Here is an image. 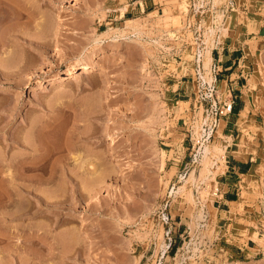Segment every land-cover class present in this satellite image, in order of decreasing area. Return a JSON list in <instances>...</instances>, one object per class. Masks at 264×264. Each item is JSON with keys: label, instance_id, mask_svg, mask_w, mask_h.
I'll list each match as a JSON object with an SVG mask.
<instances>
[{"label": "rangeland", "instance_id": "1", "mask_svg": "<svg viewBox=\"0 0 264 264\" xmlns=\"http://www.w3.org/2000/svg\"><path fill=\"white\" fill-rule=\"evenodd\" d=\"M181 1L39 0L60 41L26 17L23 42L4 47L13 53L0 54V264H264L260 1L190 0L177 22ZM240 23L237 56L252 76L242 77L250 108L234 139L232 113L215 130L209 121L205 55L211 24L219 49ZM57 46L91 55L56 73ZM87 63L106 74L82 75ZM212 74L220 99L235 102ZM233 150L255 167L219 214Z\"/></svg>", "mask_w": 264, "mask_h": 264}, {"label": "bare ground", "instance_id": "2", "mask_svg": "<svg viewBox=\"0 0 264 264\" xmlns=\"http://www.w3.org/2000/svg\"><path fill=\"white\" fill-rule=\"evenodd\" d=\"M38 1L39 0H0V54H2V56L5 59H7L13 53L11 50L4 48L5 46L16 45L17 42L14 44V41H18L20 43L23 42V39L25 36L23 33V29H24V25L27 24V21L25 22V20H24L26 17L28 18L29 23L32 22V26L37 32L45 34V37L52 35V33L54 32L53 37H55V39L60 41L61 33L58 30L59 27L57 28V30H55L56 27H54L52 25L48 16L36 8V4ZM217 1H219V0H214L215 5H216ZM190 5H191L190 0H182L181 1L180 7H179L180 10H177L176 11L177 13L175 12L176 13L175 14L176 18H174L175 21L179 22L177 15L180 14L181 10H183V12L187 11V9L190 7ZM149 14L153 15L154 17H158L159 19H156L157 21L162 20L159 16H157L158 14H157L156 10L151 11ZM32 20H34V23ZM132 22H133L132 20H129L127 23L132 24ZM216 34H217L216 27L211 24L209 35L207 38L208 48H207L206 55H205L206 56L205 62H206V67H207V71H205V72H206V74L207 73L209 74L211 82L214 81V79H215L214 75L212 74V71H213V63H214L213 51H214L215 46H216ZM14 39H16V40H14ZM2 46H3V49L1 48ZM55 50H56V52L54 54V57H55L56 62L54 64V66L52 67V69L56 73L62 72L64 69V66H68L71 61L75 60V61H79V62H84L87 59H89L90 55H91V49H84V50L78 51L74 48H67L65 50H62L61 47L57 46ZM3 57H0V58H3ZM2 61H4V60L2 59ZM80 70H81L82 75L94 76V79L95 78L98 79V77L106 74V70L104 69V67L97 66L93 63H87L86 65L82 66ZM197 125H199V123ZM209 150H210V148L207 147L205 149V152L208 153ZM217 150L220 152H224V149L222 147L217 146ZM75 157H76L75 159L78 160L80 158V153H79V155H76ZM25 165H26L25 166L26 170L32 168V162H30V163L26 162ZM205 178H206V176H205ZM38 206H39V208H42L41 204H38ZM0 207H1V205H0ZM201 209L198 210L197 215L195 217V219H197V223H198L197 225H200L202 223L201 222L202 219L204 218V215H203V212ZM48 210L52 211V208H48ZM15 216H16V214H15ZM73 234H74V232H73ZM4 235H6V234L4 232H2V230H0V238ZM69 237H70V235H69ZM71 237H72V239L74 238L72 235H71ZM75 242L77 243L78 241L76 240ZM75 242L74 243L71 242V243L73 245H75L76 244ZM189 250H190V248H189ZM196 250H197V248H196ZM190 257H192V256H190ZM44 261H46V260H44ZM47 263L48 262H46V264ZM190 263L191 262H189V264Z\"/></svg>", "mask_w": 264, "mask_h": 264}, {"label": "crops", "instance_id": "3", "mask_svg": "<svg viewBox=\"0 0 264 264\" xmlns=\"http://www.w3.org/2000/svg\"><path fill=\"white\" fill-rule=\"evenodd\" d=\"M260 2L256 3L261 9L262 18L264 19V0H259ZM145 5L143 4V7ZM262 7V8H261ZM127 10L125 11L126 14ZM243 30H246V26L244 24L234 25L231 28L232 34L227 36L220 48H215L214 52L217 51V55L214 57V73L216 75V79L218 82L217 86H221L222 88L227 87L232 95H234V109L231 115L235 116L231 123L226 121L225 130L227 132H231L226 134L228 137H233L234 139H238V136H235L239 127V119L242 116V112L250 108L249 103L244 99V87L246 85L243 83L242 77L246 79L252 74L247 72L246 64H242V60L237 56L238 52L241 49L242 41V33ZM245 32V31H243ZM258 41V40H257ZM251 63L250 61H246ZM250 65V64H249ZM243 69V73H240L241 68ZM230 115V116H231ZM230 116L228 118H230ZM230 124V125H229ZM232 160H227L226 169L223 173V181H221V185L223 187V191L219 198L214 200V207L219 202L220 205L218 207L219 214L229 213L231 210L228 207H231L237 200L236 194H239L240 190V179L243 176H246L251 172L255 164L252 160H244L239 156H236L237 151H232ZM251 161V162H250ZM217 202V203H216ZM226 207V208H224Z\"/></svg>", "mask_w": 264, "mask_h": 264}, {"label": "built area", "instance_id": "4", "mask_svg": "<svg viewBox=\"0 0 264 264\" xmlns=\"http://www.w3.org/2000/svg\"><path fill=\"white\" fill-rule=\"evenodd\" d=\"M209 92H210V94L207 97L209 121L215 130L219 121L223 117H225V116H227L233 112L234 101L233 100L232 101L231 100L230 101H222L220 99V96L218 95V90H217V87L215 84V80H214V85L210 84ZM169 202H170V196L165 202L166 209L169 206ZM164 217H165V221L168 225L172 219L170 213L167 211L166 214H164Z\"/></svg>", "mask_w": 264, "mask_h": 264}]
</instances>
